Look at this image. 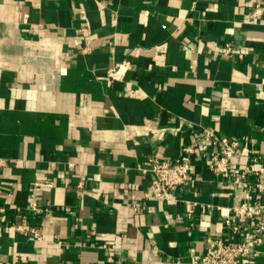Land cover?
Wrapping results in <instances>:
<instances>
[{
  "label": "crops",
  "instance_id": "obj_1",
  "mask_svg": "<svg viewBox=\"0 0 264 264\" xmlns=\"http://www.w3.org/2000/svg\"><path fill=\"white\" fill-rule=\"evenodd\" d=\"M257 2L264 7L0 0V264H202L195 256L212 239L240 240L223 214L244 194L221 183L205 147L176 194L222 209L194 218L182 202L157 198L153 175L138 165L186 156L204 128L241 140L239 166L264 157ZM227 43L236 51L224 53ZM32 200L48 211L33 210ZM17 225L40 229L43 239ZM253 247L243 264H264V238Z\"/></svg>",
  "mask_w": 264,
  "mask_h": 264
},
{
  "label": "built area",
  "instance_id": "obj_2",
  "mask_svg": "<svg viewBox=\"0 0 264 264\" xmlns=\"http://www.w3.org/2000/svg\"><path fill=\"white\" fill-rule=\"evenodd\" d=\"M264 7L257 2L253 8L254 18L262 17ZM82 32L88 31L86 23H82ZM87 50V49H86ZM222 51L230 53L236 51L232 44L227 43ZM129 62L123 61L115 64L109 70V75L115 74ZM242 146L240 139L223 135L215 129L204 128L201 138L190 145L187 155L175 159H159L151 156L138 169L153 175L151 188L153 194L160 200L170 202H182L184 214L187 218H194L198 209H222V206L212 203H203L197 200L182 199L177 196L176 190L189 181L191 177V166L193 156L201 147L206 148V155L210 169L216 173L222 184H230L235 189H241L244 200L228 208L223 214V223L227 230L240 235V240L235 241L226 237L212 239L205 250L196 255L195 259L202 264H243L244 261L256 256L253 245L258 239L264 238V157L254 156L244 166L234 162V157ZM7 164L4 158H0V166ZM84 178L78 183V187L84 184ZM35 211H48L38 207L35 200L30 202ZM140 203H134V209H138ZM17 229L30 232L34 240L43 239L38 228L26 225H17ZM114 259L108 258L107 264H113Z\"/></svg>",
  "mask_w": 264,
  "mask_h": 264
}]
</instances>
